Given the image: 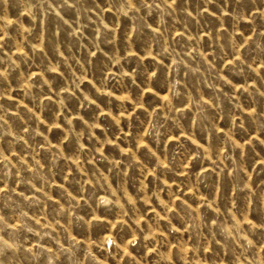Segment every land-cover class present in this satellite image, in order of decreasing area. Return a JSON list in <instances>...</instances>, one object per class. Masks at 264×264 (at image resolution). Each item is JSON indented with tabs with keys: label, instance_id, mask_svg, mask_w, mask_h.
Instances as JSON below:
<instances>
[{
	"label": "rangeland",
	"instance_id": "obj_1",
	"mask_svg": "<svg viewBox=\"0 0 264 264\" xmlns=\"http://www.w3.org/2000/svg\"><path fill=\"white\" fill-rule=\"evenodd\" d=\"M0 264H264V0H0Z\"/></svg>",
	"mask_w": 264,
	"mask_h": 264
}]
</instances>
